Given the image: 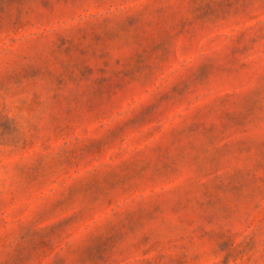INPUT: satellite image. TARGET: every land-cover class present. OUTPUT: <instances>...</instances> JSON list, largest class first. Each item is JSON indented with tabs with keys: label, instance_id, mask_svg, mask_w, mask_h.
<instances>
[{
	"label": "rangeland",
	"instance_id": "1",
	"mask_svg": "<svg viewBox=\"0 0 264 264\" xmlns=\"http://www.w3.org/2000/svg\"><path fill=\"white\" fill-rule=\"evenodd\" d=\"M0 264H264V0H0Z\"/></svg>",
	"mask_w": 264,
	"mask_h": 264
},
{
	"label": "snow or ice",
	"instance_id": "2",
	"mask_svg": "<svg viewBox=\"0 0 264 264\" xmlns=\"http://www.w3.org/2000/svg\"><path fill=\"white\" fill-rule=\"evenodd\" d=\"M74 218V217H73ZM68 221L67 220H65V223H67Z\"/></svg>",
	"mask_w": 264,
	"mask_h": 264
}]
</instances>
